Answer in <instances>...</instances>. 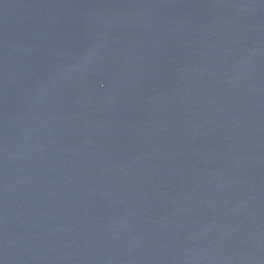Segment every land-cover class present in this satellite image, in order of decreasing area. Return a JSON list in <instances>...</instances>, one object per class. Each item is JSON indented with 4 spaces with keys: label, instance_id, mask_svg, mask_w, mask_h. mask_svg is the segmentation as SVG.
<instances>
[{
    "label": "water",
    "instance_id": "water-1",
    "mask_svg": "<svg viewBox=\"0 0 264 264\" xmlns=\"http://www.w3.org/2000/svg\"><path fill=\"white\" fill-rule=\"evenodd\" d=\"M0 264H264V0H0Z\"/></svg>",
    "mask_w": 264,
    "mask_h": 264
}]
</instances>
